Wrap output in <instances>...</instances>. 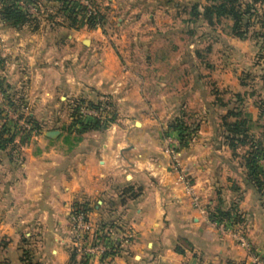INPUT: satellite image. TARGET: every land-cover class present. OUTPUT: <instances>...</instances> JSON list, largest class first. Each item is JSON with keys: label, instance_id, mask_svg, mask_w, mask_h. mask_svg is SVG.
<instances>
[{"label": "crops", "instance_id": "1", "mask_svg": "<svg viewBox=\"0 0 264 264\" xmlns=\"http://www.w3.org/2000/svg\"><path fill=\"white\" fill-rule=\"evenodd\" d=\"M94 1L106 27L91 29L81 19V32L39 27L0 33L1 56L5 64L12 62L7 63L16 82L12 88L30 80V104L49 114L32 113L37 119L58 121L64 105L76 98L107 104L114 119L102 131L81 134L78 143L67 128L57 130L55 140L46 138V130V139L22 148V161H0V264H25V251L34 264H252L255 257L264 259V196L247 189L229 146L219 140L217 117L208 110L197 76L193 83L183 76L195 63L182 62L177 37L183 27L173 14L176 8L150 0ZM221 41L237 53L248 50V40ZM250 114L253 131L260 130L258 111ZM179 117L186 126L196 119L201 125L187 146L174 150L165 136ZM80 200L91 207L90 220L103 239L119 250L81 263L72 257L70 207ZM230 204L248 217L241 236L250 248L233 236L232 230L239 233L241 227L225 228L209 219L212 209Z\"/></svg>", "mask_w": 264, "mask_h": 264}, {"label": "rangeland", "instance_id": "2", "mask_svg": "<svg viewBox=\"0 0 264 264\" xmlns=\"http://www.w3.org/2000/svg\"><path fill=\"white\" fill-rule=\"evenodd\" d=\"M91 1L100 17L98 27H93L92 24L89 23L87 16L81 9V0H18V6L32 17L31 24L17 30L0 20V33L9 31L32 32L39 29V27H43L44 31L54 33L61 32L69 34L81 32V19L85 20L89 28L98 29L105 26L104 14L95 1ZM150 1L160 6L175 7L176 10L173 11V14L182 19L181 27H183V35L177 37L181 40L182 62L187 64V66L189 62H194V67L196 68L194 69V67H191L194 71L189 73L188 71H190V68L187 67V70L183 72V76L192 83L194 77L197 76L198 85L202 87V91L208 95L210 103L208 110L217 117L218 138L221 143L225 145L228 143L227 136L229 133L225 131V120L227 123H234L235 121L242 122L243 119H246V126L249 129L248 136H244L245 133L237 136L239 137L237 138L239 142L236 143L238 147L237 150L234 152L230 149L231 151L228 152L231 155V159L244 175L247 173L244 167L246 164V157L249 158L250 153L254 155L257 150H260L257 153V160L264 170V25L262 24L264 0L257 6L260 10V17L255 15L252 18V26L249 29L246 39V41L248 40V44L244 47V49H248L245 51L246 53H241V51L237 53L235 49L226 48V45H222V37L235 38L232 36L231 30L233 22L228 18L214 20L213 25H209L208 21L202 19L198 20L197 24L192 23L190 25L184 23V19H187V21L191 19L192 9L195 5H201V12H203L204 7L210 5L206 1L174 0L170 5H165L166 1L164 0ZM243 2H245V4L248 3L247 0H243ZM1 6L0 3V9ZM190 44L194 45L191 50L189 48ZM1 55L0 51V87L3 90H0V141L4 146V150L0 151V161H9L13 157H17L18 161H22L24 159L22 148L36 145L38 143L37 139L39 138L51 139L46 136V138L43 137V133L46 130L53 132V130L57 131L62 128L66 130L67 128L69 131H72L75 137H80L84 126L99 121V119L102 121L109 120L110 122L111 119L112 121L114 120L113 111L108 108L107 104L105 105L102 103L101 108L97 110L94 109L93 105L101 103L81 102V98L69 99L66 105H64V117L61 115L58 121L37 119L32 113L37 111L38 116L43 118L45 116L48 117L49 114L44 111L42 106L37 108L36 105L30 104V87L28 86L31 81L29 80V84L27 82L28 80L21 81L20 84L17 82L14 88H12L13 86H11V83L15 84L16 82L13 80V68H11V66L9 68L7 64H11L12 62L7 61L5 64ZM86 107L89 108L90 111H97L99 117L93 118L90 115L82 114L81 110L83 108L87 109ZM198 107L199 106L195 105L194 109ZM253 108L258 111L259 115L258 122L260 123L256 122L258 124L256 125V129L257 127L260 128L258 131H253L255 123L253 115L250 114V110ZM178 120L181 121L182 117L175 119L171 123L174 124ZM185 121L189 122L188 119H185ZM172 124L168 126L165 139L169 145L173 146L171 148L176 147L174 149L176 150L181 147V143L177 134L175 136L170 135V133L173 132L170 129ZM200 125L201 124L196 119L187 126V128L193 130V135L187 138V145L195 137ZM230 137H232L231 134ZM57 138L58 137L55 139ZM241 141H243V143H240ZM75 142L77 141L75 140ZM17 149H21V154L15 152ZM17 153L20 155L17 156ZM188 177L189 176L184 179V183L190 190L193 186L191 184V178ZM241 189L242 188L239 190ZM238 193L240 194V192ZM79 205H81V200L72 203L70 207L69 227L72 228V253L75 258H78L79 263H81V258H79L74 246L75 224L73 222L74 213L77 211ZM194 205L197 209L201 206L197 199H194ZM234 207H236L234 208L236 212L234 213L233 220H226L222 224L217 222L214 223L222 225L223 227H241V229L239 228L238 234L245 235L241 230L243 227H249L248 217H244L241 210H239V208L237 209V206ZM230 208H233V204H230L226 209L228 210ZM212 211H214V209H212L211 212ZM205 212L206 211H204V213Z\"/></svg>", "mask_w": 264, "mask_h": 264}, {"label": "trees", "instance_id": "3", "mask_svg": "<svg viewBox=\"0 0 264 264\" xmlns=\"http://www.w3.org/2000/svg\"><path fill=\"white\" fill-rule=\"evenodd\" d=\"M166 1L165 5H170L174 0H164ZM210 5L203 8V12H201V5L197 4L193 7L191 13V19L188 23H197L198 20L208 21L209 25H213L214 20H220L223 18H228L232 20V36L238 38L240 40H246L249 29L252 26V18L257 15L260 17V10L258 9V4L262 2V0H247L248 3L245 4L243 0H204ZM18 0H0L1 9H0V20L5 24L9 25L14 29H22L23 27L30 25L32 22V17L25 13L21 7L17 4ZM250 2V3H249ZM262 19V24L264 25V15ZM0 90L2 88L0 87ZM99 105V106H98ZM93 105L94 109H100L102 104ZM264 113V110H263ZM262 113V114H263ZM264 115V114H263ZM234 116V115H231ZM112 122V119H111ZM109 120L95 121L94 123L89 124L88 126H84L81 134L91 133V132H99L107 128V126L111 123ZM247 121L243 119L242 122L235 121L234 123H227L225 120L224 127L226 133H229L227 136V145L234 152L237 150L236 143L239 142V135L245 133L244 136H248L249 129L247 128ZM170 129L178 135L180 139L181 147L187 146V138L193 133V130L187 128L185 123L182 120L176 121L174 124L170 126ZM196 131V130H195ZM230 134L232 137H230ZM77 143L81 141V136L76 138ZM240 143H243L241 141ZM4 150V146L0 141V151ZM260 150H257L252 155L249 154V158L246 157L244 165L246 174L243 175L244 183L247 189L253 191L259 197H263L264 195V170L260 166L257 160V153ZM230 209H226L223 207H217L209 214V219L213 222H217L219 224L224 223L226 220H233L234 213L236 212V207ZM78 207H81V211L85 213L91 212V207L88 203H81ZM180 252V251H179ZM75 257L74 254L72 256ZM23 262L25 264H34L33 259L30 257V253L25 251L23 254Z\"/></svg>", "mask_w": 264, "mask_h": 264}, {"label": "built area", "instance_id": "4", "mask_svg": "<svg viewBox=\"0 0 264 264\" xmlns=\"http://www.w3.org/2000/svg\"><path fill=\"white\" fill-rule=\"evenodd\" d=\"M81 9L87 16L89 23H91L93 27H98L100 17L96 8H94L92 1L81 0ZM81 113L85 115H90L93 118L99 117L97 111H90L89 108H83L81 110ZM73 222L75 224L74 246L76 248L79 258H81L82 261L92 260L98 255L103 258L106 254H113L114 252L120 249L117 244L110 243V241H108L107 239H103V234L99 231L100 229H96L93 223L91 222L90 214L81 211V207H78L77 211L74 213ZM233 231L234 237H236L241 244L245 245L247 248H250V245L246 242L244 237L239 235L237 231ZM130 238L131 236H128L126 242ZM252 264H264V259L261 257H255L253 258Z\"/></svg>", "mask_w": 264, "mask_h": 264}, {"label": "water", "instance_id": "5", "mask_svg": "<svg viewBox=\"0 0 264 264\" xmlns=\"http://www.w3.org/2000/svg\"><path fill=\"white\" fill-rule=\"evenodd\" d=\"M59 132L58 131H53V132H49L48 134H47V136L49 137V138H51V139H55L56 137H58L59 136Z\"/></svg>", "mask_w": 264, "mask_h": 264}]
</instances>
